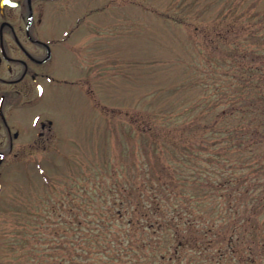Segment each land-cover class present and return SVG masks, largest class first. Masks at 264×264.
Masks as SVG:
<instances>
[{
	"label": "rangeland",
	"instance_id": "374dc122",
	"mask_svg": "<svg viewBox=\"0 0 264 264\" xmlns=\"http://www.w3.org/2000/svg\"><path fill=\"white\" fill-rule=\"evenodd\" d=\"M98 1L75 2L66 19L84 7L88 12ZM101 1L106 8L99 16L103 76L94 81L92 95L74 89L66 97L62 112L68 128L57 132L58 142L51 147L27 150L23 168L11 174L12 190L0 211V259L8 264H264V209H255L240 185L252 172L244 167L257 158L228 142L246 124L241 115L221 119L234 94L242 100L251 91L244 86L245 64L259 62L251 52L260 54L263 40L245 24L262 21L264 0ZM93 33L86 27L76 38L84 44ZM207 128L215 134L203 135ZM258 150L264 153V146ZM182 164L204 175L209 169L220 180L226 172L241 179L232 197L217 198L227 192L197 187L213 202L201 208L211 222L180 225L171 230L177 237L159 231L144 239L152 248L135 254H87L72 246L35 251L39 225L48 233L57 222H71V204H58L67 195L77 198L79 211L86 209L88 204L80 202L88 196L83 188L97 181L115 185L110 198L125 183L133 199L135 183L158 175L154 167ZM252 176L264 183V173ZM95 206L107 208L102 202ZM61 210L62 218L57 217ZM142 240L136 232L130 244L136 247ZM29 256L45 263L27 262Z\"/></svg>",
	"mask_w": 264,
	"mask_h": 264
},
{
	"label": "flooded vegetation",
	"instance_id": "af4514ba",
	"mask_svg": "<svg viewBox=\"0 0 264 264\" xmlns=\"http://www.w3.org/2000/svg\"><path fill=\"white\" fill-rule=\"evenodd\" d=\"M78 1L0 0V211L27 150L51 147L57 132L68 128L66 97L74 89L92 95L94 81L103 76L99 16L105 3L99 0L88 12L81 8L67 20ZM86 27L94 33L82 44L76 36Z\"/></svg>",
	"mask_w": 264,
	"mask_h": 264
},
{
	"label": "trees",
	"instance_id": "16d2710c",
	"mask_svg": "<svg viewBox=\"0 0 264 264\" xmlns=\"http://www.w3.org/2000/svg\"><path fill=\"white\" fill-rule=\"evenodd\" d=\"M245 25L249 32H259L262 36L260 54L251 52L260 60L257 63L245 64L248 80L244 82V86L251 90L250 93L246 94L242 100L233 93L235 99L230 103L228 112L221 115V119L225 116L241 115V119L246 122L243 127L233 133V137L230 135L228 140L232 149L239 151L242 147L243 150H247L250 158H257L255 162L244 167V169L250 168L252 172L242 176L243 183L240 184L241 179L236 176H226L229 172L221 173L220 176L223 179L220 180L219 177L213 178L215 173L205 169V177L201 169L186 164H182L181 168L177 165H163L158 169L154 167L158 175L156 174L154 179H141L135 183L133 187L136 193L132 195L133 199L125 183L118 187L119 193L110 198L114 194L110 191L115 185L106 183L100 186L99 182L94 181L91 189L83 188L88 196L83 200L79 197L81 203L85 201L88 204L86 209L79 211L80 208L76 207L77 198L73 199L69 195L66 196V201L58 202L61 208L71 204L68 214L71 222L75 224L72 228L68 227L71 223L69 219L63 220L62 224L57 222V226L50 228L48 233L42 225L37 227V234L34 237L39 239L37 243L39 245L35 248L36 252L39 254L58 252L68 246H72L76 252L96 255L135 254L148 251L152 248L149 241H144L148 236L159 231L162 233L168 231L172 236L171 230L179 229L180 225L193 226L200 222H211V217H208L210 215L203 212L201 208L213 202L200 196L196 191L197 187L203 184L210 186L211 189L227 192L217 198L232 197L233 191L238 192V186L235 185H243L244 193L249 195L252 203H255V209L260 207L264 209V183L259 182V178L255 180L252 176L253 172L264 173V153H257L258 148L264 146V17L258 24L250 19ZM236 67L238 69L241 65ZM212 133L215 134V130L213 132L212 128H207L203 135ZM203 137L201 141L205 138ZM247 183L248 186H246ZM99 189H102V192ZM101 202L105 203L107 208L95 206ZM58 212L57 217L62 218V210ZM65 215L67 217V214ZM169 223L174 225L169 226ZM69 231L72 232L70 238ZM136 232L142 235L143 240L133 247L130 239L133 234L136 235ZM173 236L177 237L176 234ZM178 243L181 245L179 241ZM86 246L88 248H85ZM151 252L156 255L157 250L152 249ZM29 260L45 263V258L38 260L29 256L26 261ZM60 260V258L57 259L58 262Z\"/></svg>",
	"mask_w": 264,
	"mask_h": 264
}]
</instances>
